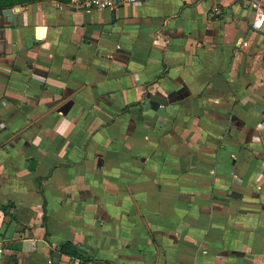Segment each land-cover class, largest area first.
Instances as JSON below:
<instances>
[{
    "label": "crops",
    "instance_id": "obj_1",
    "mask_svg": "<svg viewBox=\"0 0 264 264\" xmlns=\"http://www.w3.org/2000/svg\"><path fill=\"white\" fill-rule=\"evenodd\" d=\"M260 4L0 12V264H264Z\"/></svg>",
    "mask_w": 264,
    "mask_h": 264
},
{
    "label": "built area",
    "instance_id": "obj_2",
    "mask_svg": "<svg viewBox=\"0 0 264 264\" xmlns=\"http://www.w3.org/2000/svg\"><path fill=\"white\" fill-rule=\"evenodd\" d=\"M150 0H68V4L77 9L115 10L120 5L138 4ZM218 11V9H216ZM264 24V5L260 4L253 20V26L259 29ZM79 264H112L106 260L94 259Z\"/></svg>",
    "mask_w": 264,
    "mask_h": 264
},
{
    "label": "trees",
    "instance_id": "obj_3",
    "mask_svg": "<svg viewBox=\"0 0 264 264\" xmlns=\"http://www.w3.org/2000/svg\"><path fill=\"white\" fill-rule=\"evenodd\" d=\"M37 1L41 0H0V12H3L4 10L9 8L17 7L19 5H27ZM62 252L69 256L81 257L82 259H84L78 249L71 243L64 244V246L62 247Z\"/></svg>",
    "mask_w": 264,
    "mask_h": 264
},
{
    "label": "water",
    "instance_id": "obj_4",
    "mask_svg": "<svg viewBox=\"0 0 264 264\" xmlns=\"http://www.w3.org/2000/svg\"><path fill=\"white\" fill-rule=\"evenodd\" d=\"M20 7H15V9L13 8H9L5 10V13L7 14H11L15 11H18ZM153 99V98H152ZM159 103L161 104L160 107H158L157 109H155L156 112V116L159 117L160 115H166L167 114V102L163 101V100H159ZM147 107L149 109H151V104H148ZM10 257H5V260L10 261Z\"/></svg>",
    "mask_w": 264,
    "mask_h": 264
}]
</instances>
